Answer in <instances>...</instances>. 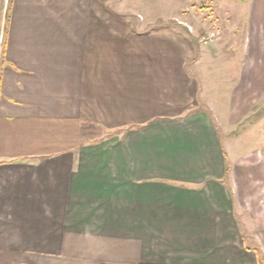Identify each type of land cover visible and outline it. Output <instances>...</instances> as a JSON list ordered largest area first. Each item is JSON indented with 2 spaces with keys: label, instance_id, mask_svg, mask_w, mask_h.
<instances>
[{
  "label": "crops",
  "instance_id": "crops-1",
  "mask_svg": "<svg viewBox=\"0 0 264 264\" xmlns=\"http://www.w3.org/2000/svg\"><path fill=\"white\" fill-rule=\"evenodd\" d=\"M128 14L0 0V264H260L200 99L217 51L200 60L189 33ZM256 21L228 85L234 123L264 94Z\"/></svg>",
  "mask_w": 264,
  "mask_h": 264
},
{
  "label": "rangeland",
  "instance_id": "rangeland-1",
  "mask_svg": "<svg viewBox=\"0 0 264 264\" xmlns=\"http://www.w3.org/2000/svg\"><path fill=\"white\" fill-rule=\"evenodd\" d=\"M7 1V0H6ZM114 11H124L134 21V26L146 30H174L194 39L200 60L203 50L217 51L213 76L208 82L213 87L202 89L201 102L212 103V113L219 122L220 133L229 164L227 181L233 183L236 218L245 235L246 243L258 250L264 264V94L253 111L245 118L231 122L227 119V102L233 84L239 76L243 44L256 21L254 36L258 62L264 54V0H106ZM9 2V1H8ZM220 13V23L217 14ZM259 25V26H258ZM258 26V28H257ZM190 28V29H189ZM213 39L205 42L202 36ZM220 38L219 46L214 42ZM212 43V44H211ZM200 45V46H199ZM264 56V55H263ZM190 66H195L191 58ZM203 64L209 63L205 60ZM232 179V180H231ZM236 179L238 181L236 182ZM241 180V182H240ZM239 184V185H238ZM259 260V258H258ZM260 262V260H259ZM261 264V262H260Z\"/></svg>",
  "mask_w": 264,
  "mask_h": 264
},
{
  "label": "built area",
  "instance_id": "built-area-1",
  "mask_svg": "<svg viewBox=\"0 0 264 264\" xmlns=\"http://www.w3.org/2000/svg\"><path fill=\"white\" fill-rule=\"evenodd\" d=\"M190 29V28H189ZM215 36V32H211L210 33V36H202V39L205 41V42H208L209 40L213 39V37Z\"/></svg>",
  "mask_w": 264,
  "mask_h": 264
},
{
  "label": "trees",
  "instance_id": "trees-1",
  "mask_svg": "<svg viewBox=\"0 0 264 264\" xmlns=\"http://www.w3.org/2000/svg\"><path fill=\"white\" fill-rule=\"evenodd\" d=\"M238 1H249V0H238ZM228 171H229V168H228ZM247 248L251 249L252 246L250 244H247ZM254 250L256 251V253H257L258 257H259V260H260L261 264H263V262L261 261L260 254H259L258 250H256V249H254Z\"/></svg>",
  "mask_w": 264,
  "mask_h": 264
}]
</instances>
